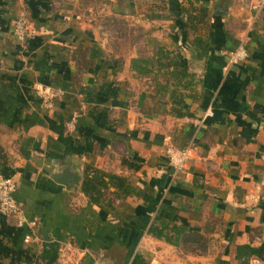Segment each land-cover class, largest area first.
<instances>
[{
	"label": "crops",
	"instance_id": "crops-1",
	"mask_svg": "<svg viewBox=\"0 0 264 264\" xmlns=\"http://www.w3.org/2000/svg\"><path fill=\"white\" fill-rule=\"evenodd\" d=\"M22 16L25 42L13 32ZM241 44L247 61L230 65ZM161 48L194 77L186 117L158 87L167 69L132 66ZM38 84L62 91L52 110ZM169 145L190 148L182 171ZM96 170L137 193L111 187L90 202L82 187ZM0 173L17 182L25 219L0 212V264H264V7L0 0Z\"/></svg>",
	"mask_w": 264,
	"mask_h": 264
},
{
	"label": "trees",
	"instance_id": "trees-1",
	"mask_svg": "<svg viewBox=\"0 0 264 264\" xmlns=\"http://www.w3.org/2000/svg\"><path fill=\"white\" fill-rule=\"evenodd\" d=\"M195 44L203 50L204 55L208 54L209 43L204 39H197ZM171 52L165 51L163 48L159 49L156 54V60L137 59L134 60L132 66L138 69L140 74H150L153 67L157 66L158 71L167 69L165 76L167 83L165 86H158L162 92L170 90V101L172 103L171 114L177 118L186 117L189 112L185 111V94L181 91H194L195 81L188 69L181 64L180 56L174 55L170 57ZM194 61H198L200 55L194 51ZM149 66H153L149 69ZM191 95V94H190ZM189 95V97H190ZM111 187L115 188L116 196L119 198H126L132 194H136L137 190L126 177L109 174L101 170H96V173L90 177L86 176L82 191L94 204L102 205L106 196L105 193ZM107 208L112 207V202L105 204Z\"/></svg>",
	"mask_w": 264,
	"mask_h": 264
},
{
	"label": "built area",
	"instance_id": "built-area-1",
	"mask_svg": "<svg viewBox=\"0 0 264 264\" xmlns=\"http://www.w3.org/2000/svg\"><path fill=\"white\" fill-rule=\"evenodd\" d=\"M264 7V0H258V8ZM14 35L20 42H25L29 37L28 20L24 16L18 18L14 25ZM248 51L244 44H241L235 51L227 55L230 65H240L247 61ZM35 93L41 100V105L46 110H52L55 106L56 99L62 95V91L56 90L52 86L38 84L35 87ZM211 115V113H209ZM166 156L170 166L176 171H182L189 159L190 148L179 149L172 145L167 146ZM18 185L13 177L4 176L0 173V212L8 217H16L20 224L25 222L23 209L15 200V193ZM28 240L31 236H28Z\"/></svg>",
	"mask_w": 264,
	"mask_h": 264
}]
</instances>
